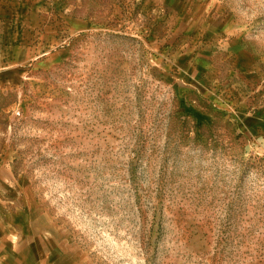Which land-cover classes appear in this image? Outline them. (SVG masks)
Masks as SVG:
<instances>
[{"label": "rangeland", "instance_id": "1", "mask_svg": "<svg viewBox=\"0 0 264 264\" xmlns=\"http://www.w3.org/2000/svg\"><path fill=\"white\" fill-rule=\"evenodd\" d=\"M60 3L0 149L63 261L264 264V0Z\"/></svg>", "mask_w": 264, "mask_h": 264}, {"label": "crops", "instance_id": "2", "mask_svg": "<svg viewBox=\"0 0 264 264\" xmlns=\"http://www.w3.org/2000/svg\"><path fill=\"white\" fill-rule=\"evenodd\" d=\"M45 1L0 0V97L24 77L19 67L21 57L16 53L19 46L13 49V61L9 65L3 46L33 43L39 29L48 19H53V15V25L57 22L59 26L65 20L58 18L65 11L61 0H48L53 7L49 17L42 5ZM84 23L80 19L67 20L73 27ZM254 118L264 122L260 113L253 114L251 119ZM11 168L6 150L0 149V264H68L60 255V245L54 244L48 225L42 223L43 215L36 213L32 200L24 192L23 182L16 180Z\"/></svg>", "mask_w": 264, "mask_h": 264}]
</instances>
